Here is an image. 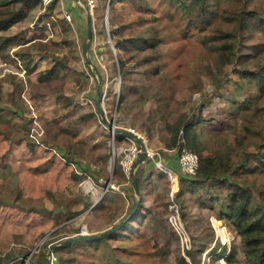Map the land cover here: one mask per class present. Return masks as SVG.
<instances>
[{
  "label": "rangeland",
  "instance_id": "rangeland-1",
  "mask_svg": "<svg viewBox=\"0 0 264 264\" xmlns=\"http://www.w3.org/2000/svg\"><path fill=\"white\" fill-rule=\"evenodd\" d=\"M242 4L264 19V0H218L210 22L231 27L220 12ZM94 5L91 12L84 0H62L52 11L36 5L1 33L13 44L0 51L8 69L0 76V263L26 255L45 264L48 246L103 233L128 217L106 238L54 251L56 262L248 264L240 237L213 209L218 199L208 183L194 190L180 185V178L197 180L180 170L170 127L181 116L194 120L203 155L228 154L237 172L231 178L264 208V167L255 170L256 157H264V96L237 74L259 58L258 34L239 39L234 61L222 65L206 42L207 23H189L175 6L160 0ZM85 8L92 40L84 54ZM38 19L49 27L40 30ZM52 69L55 75L46 76ZM102 119L138 135L148 159L136 166L138 143L114 135ZM132 173L141 200L130 215L137 201Z\"/></svg>",
  "mask_w": 264,
  "mask_h": 264
},
{
  "label": "trees",
  "instance_id": "trees-1",
  "mask_svg": "<svg viewBox=\"0 0 264 264\" xmlns=\"http://www.w3.org/2000/svg\"><path fill=\"white\" fill-rule=\"evenodd\" d=\"M160 1L175 6L176 9L183 10L189 23L202 25L207 23V28L205 29L206 42L211 49L213 48L218 62L222 65L231 64L234 61L235 48L239 39L247 38L253 40L254 35L258 34L259 41L253 48L260 54L259 58L252 61V69L242 67L237 74L242 83L248 84L252 91L264 96V19L262 17L254 15L257 13L247 10L243 4L231 5L230 8L222 9L220 16L231 22L232 26L229 27L226 24L225 27H219L215 21L210 22L216 11V2L218 0ZM39 3L40 0H0V51L8 50L13 44L11 37H8V35L3 36L1 33L9 31L15 24L24 21L28 17L30 10L36 5L38 6ZM56 3L57 0H53L47 6L46 11H52ZM37 21L40 30H43L45 24H41L40 19ZM111 33L113 36L117 34L116 31ZM53 75H55L54 69L49 70L46 74V76ZM121 79H124L123 74ZM120 88L121 94H123V89L125 88L123 82ZM250 103V99L245 100L243 104L237 106V111L242 112L243 108ZM196 124L194 120H188L187 117L181 116L176 124L170 127L171 142L178 148L179 154L182 149H185L196 153L199 158L198 168L195 174L191 176L196 178L197 181H194L193 178H180V185L194 190L196 187L208 183L206 187L211 189L214 192L211 194L216 195L215 198L218 199L213 209L217 213L218 219L228 222L233 231L240 237L247 263L264 264V208L262 209L256 204L248 189L242 187L231 178L237 172L234 166L230 164L228 154L203 155V146L196 135ZM180 139H183V144L180 143ZM260 146H262V143ZM261 151L264 152V148ZM256 161H258L259 165L255 170L259 172L258 170L264 167V157H256ZM247 162V160L241 162L239 167L241 169L244 168ZM219 194L224 195L223 200L219 199ZM232 254L233 251L229 253V257ZM188 255L190 260L194 261L193 254L188 253ZM57 264H75V260L71 257H63L58 260ZM178 264L189 263L184 258H180Z\"/></svg>",
  "mask_w": 264,
  "mask_h": 264
},
{
  "label": "water",
  "instance_id": "water-1",
  "mask_svg": "<svg viewBox=\"0 0 264 264\" xmlns=\"http://www.w3.org/2000/svg\"><path fill=\"white\" fill-rule=\"evenodd\" d=\"M76 2H80V0H75ZM86 10V18H87V39L88 42L84 48V54L87 52L89 46H90V42L92 40V23H91V15L88 11L87 8H85ZM86 63L89 65L90 61L86 58ZM97 100H96V105L99 109V113L102 116V110H101V93H100V85H98L97 87ZM103 123L107 126V128L114 134V135H122L125 138L128 139H133L134 141H136V143H138V145L140 146V157L138 159V161L136 162V166H138V164L140 163H144L147 159H148V153L146 151V146L144 144V141L136 134L130 132V131H125V130H121V129H115L111 124L106 123V121L104 119ZM135 166V167H136ZM131 184H132V188L135 192V194L137 195V201L135 202V204L133 205L130 215L134 214V212L136 211V208L141 200V195H138V189H137V185H136V180H135V176L134 173H132L131 175ZM129 218L127 217L126 219H124V221L122 223H125L126 221H128ZM122 223H119L116 227L109 229L108 231H105L103 233L100 234H80L76 237H72V238H67L64 241L57 243V244H53L50 245L48 247V250L45 254V264H51L50 263V255L52 253H54V251H57L59 249L65 248V247H69L72 246L74 244L80 243V242H85V241H95V240H100L103 238H106L110 235H112L113 233H115L116 231H118V229H120L122 227ZM17 261H21V263L27 261L29 264H37L35 261L31 260L28 256L24 255V256H16L14 258L9 259L8 261H6L3 264H14Z\"/></svg>",
  "mask_w": 264,
  "mask_h": 264
},
{
  "label": "built area",
  "instance_id": "built-area-1",
  "mask_svg": "<svg viewBox=\"0 0 264 264\" xmlns=\"http://www.w3.org/2000/svg\"><path fill=\"white\" fill-rule=\"evenodd\" d=\"M53 0H40L39 5H41L43 7V9L46 10L47 6H49L52 3ZM86 2V6L88 7V9H90L89 11L91 12L92 9L94 8V0H84ZM60 4L62 5V0H57L56 6ZM55 6V7H56ZM63 19H65L66 21L70 22L71 21V17L68 14H63L62 15ZM46 27H49V24L47 22H44ZM7 64L6 63H0V76H4L6 72H8V69H6ZM24 73V71H23ZM140 151H137L135 149V151H133L132 153V157L134 158L135 156H137V154H139ZM131 163V161H130ZM158 163H160L158 161ZM198 158L196 155L189 153L185 150H182L179 154V167L180 170L184 173V175H194L197 168H198ZM124 167L127 166V164H123ZM162 166V165H161ZM164 168V171L166 173L167 176H169V178H171V173L167 170L168 168L163 165L162 166ZM45 243V240L43 242H41L39 245H43ZM49 247V246H48ZM33 253H31L32 255ZM31 257V256H30ZM50 263L51 264H56V257L54 255V253H52L50 255ZM23 264H28L27 261H25Z\"/></svg>",
  "mask_w": 264,
  "mask_h": 264
},
{
  "label": "crops",
  "instance_id": "crops-1",
  "mask_svg": "<svg viewBox=\"0 0 264 264\" xmlns=\"http://www.w3.org/2000/svg\"><path fill=\"white\" fill-rule=\"evenodd\" d=\"M14 26H16V25H14ZM14 26H12V27H14Z\"/></svg>",
  "mask_w": 264,
  "mask_h": 264
},
{
  "label": "bare ground",
  "instance_id": "bare-ground-1",
  "mask_svg": "<svg viewBox=\"0 0 264 264\" xmlns=\"http://www.w3.org/2000/svg\"><path fill=\"white\" fill-rule=\"evenodd\" d=\"M90 189V188H89Z\"/></svg>",
  "mask_w": 264,
  "mask_h": 264
},
{
  "label": "clouds",
  "instance_id": "clouds-1",
  "mask_svg": "<svg viewBox=\"0 0 264 264\" xmlns=\"http://www.w3.org/2000/svg\"><path fill=\"white\" fill-rule=\"evenodd\" d=\"M15 264V263H14Z\"/></svg>",
  "mask_w": 264,
  "mask_h": 264
}]
</instances>
